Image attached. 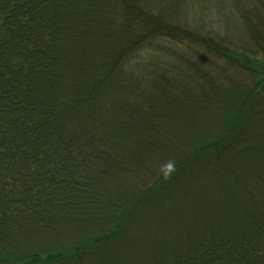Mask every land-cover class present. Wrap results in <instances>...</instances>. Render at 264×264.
<instances>
[{
  "label": "trees",
  "instance_id": "16d2710c",
  "mask_svg": "<svg viewBox=\"0 0 264 264\" xmlns=\"http://www.w3.org/2000/svg\"><path fill=\"white\" fill-rule=\"evenodd\" d=\"M258 20L264 0H0V264L78 263L154 207L171 174L195 182L201 161L219 171L230 145L245 143L243 129L258 138ZM227 64L237 73L217 71ZM217 92L235 103L202 137ZM101 201L102 232L63 248L24 241L26 226L66 212L104 217ZM249 222L205 239L196 258L159 264H264V220Z\"/></svg>",
  "mask_w": 264,
  "mask_h": 264
},
{
  "label": "rangeland",
  "instance_id": "374dc122",
  "mask_svg": "<svg viewBox=\"0 0 264 264\" xmlns=\"http://www.w3.org/2000/svg\"><path fill=\"white\" fill-rule=\"evenodd\" d=\"M252 24L249 34L253 39V48L262 57L260 51L264 53V22L258 20ZM76 53L78 56L79 51ZM81 55L80 61L88 59L84 54ZM226 68L231 73H237L229 64L223 66L224 70L219 67L217 71L226 77ZM217 96L223 97L221 100L216 97L212 100L214 118L208 126L204 125L202 137L211 138L220 130L217 129V123L223 124L235 103V96L227 99L220 92H217ZM205 117V120H209V116ZM249 132L250 128L243 129L240 135L245 143L235 141L224 154L225 157L218 158L221 165L219 171H214L212 162L207 159L198 164L200 171L191 174L196 177L195 182L187 180L188 173L176 171V174H171L169 184L164 187L166 189L159 192L162 193V200L158 198L154 207L140 212L139 218L129 222L128 228L122 231L120 238L113 244L92 248L95 251L82 255L78 263L73 261L63 264H159L178 255L196 258L198 246L205 239L214 237L226 240L230 232L250 226V220H259L261 226L264 220V125L257 130L258 138L250 137ZM195 138V133L190 135L188 146ZM247 146L254 150L241 151ZM183 179L186 182L183 183ZM106 207L105 202L98 209L104 217H89L84 212H66L52 224L46 221L41 228L26 226L24 232L28 238L25 237L24 241L34 246L63 248L62 245L77 242L87 232L100 233L106 228ZM16 233L19 232L6 231L5 237L13 242L20 235Z\"/></svg>",
  "mask_w": 264,
  "mask_h": 264
}]
</instances>
